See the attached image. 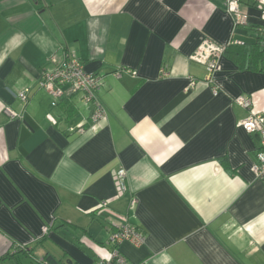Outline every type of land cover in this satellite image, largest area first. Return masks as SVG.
<instances>
[{
  "label": "crops",
  "instance_id": "obj_1",
  "mask_svg": "<svg viewBox=\"0 0 264 264\" xmlns=\"http://www.w3.org/2000/svg\"><path fill=\"white\" fill-rule=\"evenodd\" d=\"M224 1L0 0V264H95L126 221L144 235L118 245L133 264H264L260 140L237 103L264 115L262 47L250 29L242 64L230 48L213 83L189 58L205 37L239 38ZM241 10L258 24L253 0ZM70 57L102 77L96 122L80 94L52 106L37 84Z\"/></svg>",
  "mask_w": 264,
  "mask_h": 264
},
{
  "label": "built area",
  "instance_id": "obj_2",
  "mask_svg": "<svg viewBox=\"0 0 264 264\" xmlns=\"http://www.w3.org/2000/svg\"><path fill=\"white\" fill-rule=\"evenodd\" d=\"M226 10L233 17V26L247 24L248 15L241 10V0H225ZM253 5L259 12L258 32L261 35L260 42L264 47V0H253ZM241 43L239 40H235ZM229 42V41H228ZM228 42H217L208 37L201 39L196 47L189 54V58L204 66L206 71L205 79L213 83L215 73L220 69V56L223 54L225 46ZM54 66L51 69H42L39 71L37 84L51 98L52 106H56L57 102L63 96L71 94H80L81 99L85 103H91L93 109L90 115L92 122L98 121L104 115V110L95 97L97 88L101 85L102 77L96 73H87L81 61L76 57H70L60 64L53 59ZM127 70V69H126ZM115 75L120 71L113 72ZM195 84L194 79L190 78L185 89L192 88ZM214 85V84H213ZM28 88H24L17 93L22 101H26ZM217 86H212V93H218ZM238 105L247 108L248 114L239 121V125L247 133H255L259 136L260 147L256 152V160L252 165V171L258 178L264 177V115L256 112L251 107V99L239 97ZM8 114H14L7 109ZM78 130H81L79 128ZM114 176L120 190L125 189V170L119 168L114 171ZM123 241H130L135 244H141L144 241L143 233L138 230L135 225L126 221L113 230L108 239V243L112 245L111 250L106 256L101 257L95 264H133L119 251L118 245Z\"/></svg>",
  "mask_w": 264,
  "mask_h": 264
},
{
  "label": "trees",
  "instance_id": "obj_3",
  "mask_svg": "<svg viewBox=\"0 0 264 264\" xmlns=\"http://www.w3.org/2000/svg\"><path fill=\"white\" fill-rule=\"evenodd\" d=\"M241 26H244V29H246V30H250V29H252V30H254V36H255V38L257 39V41H258V43H259V45H261V47H262V50H259L258 52H257V61L259 62V64H260V66H256L255 67V69H257V70H262V71H264V47L262 46V44H261V42H260V39H261V35H260V33L258 32V29H257V24H253V23H249V21L247 22V24H242ZM236 39H234V38H231L230 40H229V42L226 44V46H225V49H224V52L223 53H228L229 52V50H230V48H232V49H234V50H237L236 51V53H234L233 54V57H234V59H236V60H238V61H240V63L242 64V61H243V54H244V52H242L243 51V48H244V46H245V44H246V42L245 41H241V40H239V41H241V43H238V42H236L235 41ZM254 44V45H253ZM250 45V44H249ZM251 45H253V47H256L255 45H256V43H251ZM253 49V48H252ZM254 52V51H253ZM245 57V56H244ZM246 61V60H245ZM244 61V64L246 63V65L247 66H250L249 65V63H251L250 61H246L245 62ZM253 62H254V60H253ZM255 65V64H254ZM124 70H126V69H124V67H117V68H115V69H113V71L112 72H115V71H120V72H123ZM77 94V93H76ZM73 95H75V94H71V95H67V97H70V96H73ZM79 95V94H78ZM81 96V95H80ZM95 97L97 98V94L95 93ZM97 100H98V98H97ZM92 112V111H91ZM67 224H70V223H67ZM43 238H45V235L43 236ZM41 240H42V237H41ZM17 250H18V252L20 251H24L25 253H27V254H29L31 257H34L33 255H32V253L30 254V252H28V246L27 245H20V246H16L15 247ZM7 254H9V253H7ZM2 259H6V257H3ZM36 261L38 262V264H47V263H45L42 259H36ZM70 264H78L76 261H71L70 262Z\"/></svg>",
  "mask_w": 264,
  "mask_h": 264
},
{
  "label": "rangeland",
  "instance_id": "obj_4",
  "mask_svg": "<svg viewBox=\"0 0 264 264\" xmlns=\"http://www.w3.org/2000/svg\"><path fill=\"white\" fill-rule=\"evenodd\" d=\"M248 31L249 30H247V32ZM251 35H253L252 32L246 33V29H242V27L240 25L237 26L235 36H237L239 38L236 40L248 42V41H250L251 38H253V37H251ZM21 260L24 262V264H35V263H32L31 260H28L26 258H21ZM33 262H35V261H33ZM9 264H11V263H9Z\"/></svg>",
  "mask_w": 264,
  "mask_h": 264
}]
</instances>
